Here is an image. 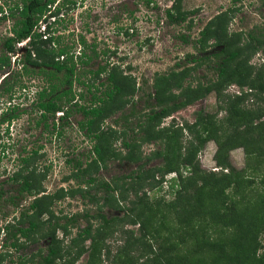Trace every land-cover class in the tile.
I'll return each instance as SVG.
<instances>
[{
  "label": "rangeland",
  "instance_id": "obj_1",
  "mask_svg": "<svg viewBox=\"0 0 264 264\" xmlns=\"http://www.w3.org/2000/svg\"><path fill=\"white\" fill-rule=\"evenodd\" d=\"M75 1L73 9H69L72 4L66 7V3L62 5L61 0H55L51 9L57 4L58 14L51 16L47 14L46 17L44 16L45 18L42 16L38 20V25L34 27L35 32L42 34L41 38L46 41L48 47L54 49L66 47L67 55L72 56L76 62L75 82L71 87L74 96L70 101H64L63 97L59 99L62 106L60 110L69 111L68 121L65 125L60 118H55L56 113L45 121L47 126L43 122L36 123L40 118V112L36 107L37 92L47 87V80L43 74L36 73V71H32L30 74L25 73L22 70V65L25 62L22 64L20 61L12 64L9 60V65L0 67V80L2 76L9 74L5 78V82L2 83L3 79L1 80V85H12L10 91H0V191L2 193L0 225L14 221L18 217L19 209L26 207L35 193L33 191L31 194L22 196V207L5 201L8 195L19 196L15 191L17 183H13L9 179L15 171L20 170L21 174L31 173L36 186L40 184L41 189H44L46 193L59 195L55 197L50 209L53 211L54 217H58L60 223H63L66 216L70 217L75 213L85 211L94 214L97 210V205L91 202L88 196H83L78 191L70 194V189H82L84 195L85 190H88L89 194L94 191L86 183L87 176L83 177L79 183L70 178V174L76 169L77 161H80L82 166L90 163L91 171L95 176L110 180L136 168L135 164L120 157L127 150L122 145L123 139L136 140L138 147L135 151L140 153L142 159H145V156L157 149H162L163 146L156 139L142 141L141 136H145L146 132L151 135L159 132L164 137L173 129L176 130V137L171 136L167 145L182 146L181 150L185 151L183 146L191 139L192 133L183 129L180 134L178 129L180 125L186 121L193 122L198 113L202 115L205 113L215 114L219 119L225 111L218 108L216 94L214 91H210L197 100L184 106L181 105L170 115L162 117L160 121L148 124L145 118L155 107L154 89L151 86L153 77L189 68V74L183 82L184 86L188 82L194 87L198 82L210 84L215 79V70L210 62L212 58L210 57L209 61L193 68L195 62L190 63L186 54L201 58L210 55L221 46L210 44L206 49L201 50L198 42L199 31L209 21H215L216 16L224 19L228 34L240 31L246 33L255 27H264V0H181V8L189 13L186 19L178 23L168 22L164 17L165 8L169 7L174 0H153L148 6L145 4V0ZM2 2L3 0H0V5ZM6 13L8 14V10L5 8L2 15ZM52 19H58L57 22L51 24V30L53 27L54 33L50 31V28L49 30L46 28L47 30L42 32L40 26L48 21L51 22ZM14 20L10 16L0 19V57L4 55L3 41L6 36L11 35ZM49 35L53 39L56 37L57 41L48 40ZM181 35L186 37L187 41H184ZM81 39L85 41V44L81 43ZM213 41L214 39H211L209 43H213ZM28 42V40H23L21 44L16 43V50L24 51L29 46ZM41 60L39 59V61ZM248 63L255 66V70H257L264 63V53L258 50L251 55ZM39 67H42V64ZM98 67H104V70L96 76L93 71ZM113 68L117 81L120 80L119 76H129L128 80L123 79L129 85L133 84L130 88L134 87V91L115 94L113 107L118 105L119 107L114 112L106 114L100 121L96 119L92 125L94 131L91 133L85 125L89 116L84 115L78 107L80 105L91 106L93 103L97 106L102 104L94 98L92 100L91 95L93 93L100 98H107L106 92L113 88L112 81L108 79L109 71H112ZM61 77L62 72L57 73V79L60 80ZM173 86L171 92L179 93V89ZM243 88L246 89L245 86ZM223 92L231 95L239 93L240 88L235 83H231L224 87ZM148 93L151 94L150 97H148ZM262 97L260 102L257 101L264 107V93ZM253 101L255 99L250 95L243 105L246 103L245 106L256 107V102L253 103ZM14 106L15 110L12 108ZM156 106L157 110L158 105ZM10 113H15L16 117L12 119L9 116ZM125 117H127L126 120ZM145 127L147 130H143ZM94 134H99L100 137L95 138ZM163 140L166 141V138L164 137ZM97 142L103 149L108 150L105 154L107 168L95 170L96 166L92 163L95 154L91 148ZM215 151L216 143L211 139L204 142L198 149L196 159L201 169L215 170L213 168L216 165ZM23 158H27L28 161L24 162ZM162 160H164L163 157L153 158L148 166L160 165L165 169ZM228 162L235 173L240 174L241 172L237 178L242 179V183L238 187L236 183H232L226 188L227 199L221 211L228 213L233 207L240 210L241 207L249 205L255 208L256 213L259 212L258 215L262 213L264 216V155H247L244 148L238 146L229 150ZM175 166L178 167L173 170L177 173L176 178H169L166 183L155 186L144 182L143 187L139 189L138 194L143 195L142 193L145 192V199L150 203L152 209L160 210L158 215L161 214V211L165 213L169 210L167 203L175 198L179 189L178 175L186 177L191 174L190 164L186 165L179 159ZM227 170L228 168L224 171ZM168 174L169 172H165L163 179ZM126 195L127 199L123 205H128L127 200L134 197L131 191L126 192ZM158 202L160 204L157 206ZM101 209L108 217L111 215L121 217L125 214L123 208L103 207ZM48 214H40L37 221H45L48 219ZM169 215L168 220L162 217L161 221L165 222L160 224L159 233H157L161 251L165 254L171 253L169 249L173 247L171 251L178 253L179 256L190 252L194 254L196 260L203 258L208 264L216 259V252L213 253L208 248L204 237L211 236V239L219 235L221 239L228 242L226 236L229 227L224 226L221 222L210 226L209 222L204 220L203 223H200L203 230L186 233L185 230H181L177 226L175 212L171 211ZM54 217L50 218L52 223ZM210 217L211 214L205 211L204 218ZM156 219L160 221L158 217L154 220ZM85 224L86 220L83 217H77L75 223L68 226L67 235L62 232V228L56 229L54 244H59L62 253L61 256L55 258L52 264H68V261H71V253L76 250L69 246L70 238ZM93 224L96 226L98 221H93ZM41 226L45 231L52 228L51 224L48 226L44 222ZM137 226V224L133 225L126 221H119L111 225L106 229L104 238L98 242L95 252L88 247L91 245L90 242L85 241L86 249L70 264H123L120 262L121 259L117 258L119 247L127 239V231L136 232ZM36 237L38 238L36 241H23L22 247L15 251L9 246L0 248L2 253L0 264H21L19 263L21 259L29 260L32 253L37 252L38 249H45L49 238L47 236L40 237L39 234ZM258 240L260 247L257 254L261 255L264 254V223L260 227ZM151 241L153 240L151 239ZM151 243L154 249L145 248L142 252L143 256L133 264H156L152 261V257L158 251V247L154 241ZM134 254L137 255V252L135 251ZM31 263L33 261L29 260L28 264ZM222 263L223 261H220L219 264ZM160 264L163 263L160 261Z\"/></svg>",
  "mask_w": 264,
  "mask_h": 264
},
{
  "label": "trees",
  "instance_id": "obj_2",
  "mask_svg": "<svg viewBox=\"0 0 264 264\" xmlns=\"http://www.w3.org/2000/svg\"><path fill=\"white\" fill-rule=\"evenodd\" d=\"M153 0H145V4L148 6ZM54 0H21L19 4L16 0L10 5H7L8 14L2 15L4 11L0 7V19H5L10 16L15 19L12 25V35L6 36L3 41V47L7 51H13L16 49V43L29 38V46L24 49L25 53L22 58V70L30 74L34 70V66L42 67L38 71L41 74L49 75L48 79L57 78V73L63 72L60 82L63 85H68L67 89H62L57 93V88L53 83H49L50 86L44 87L41 91L37 92L36 107L40 112V118L38 123H44L47 126L48 113L52 116L55 112L61 109L59 102L62 94L66 96V101H70L74 94L71 92L72 81L75 76V64L72 56H68V50L66 47H60L54 49L48 47L46 41L42 39V34L34 31V27L38 25V20L43 16H51L58 14L59 7L56 5L51 9ZM66 3V7L72 6L69 9H73L76 4L75 0H63L62 5ZM181 0H174L169 7L164 10V17L168 22L178 23L187 18L189 11L183 10L180 6ZM44 17V18H45ZM217 19L209 21L200 31L198 42L200 43V49L204 50L210 44L221 46L218 50L214 51L210 55H206L201 58H197L191 54H186L190 63L195 62L196 68L203 62H207L211 59L212 67L215 70V79L210 84H201L200 82L194 87L190 82L183 85L184 79L188 76L189 68H182L180 71H172L170 74H162L153 77L151 86L154 89V105L145 118L148 124L152 122L160 121L164 116L170 115L176 108L181 105L184 106L194 100L203 97L210 91H214L216 99L218 100V108L225 111L221 118H216L215 114L201 113L197 114L196 119L189 123L184 122L178 128L181 131L186 129L189 133H192L191 139L187 142L183 148L182 146L171 147L167 145L170 137H176V130H170L164 137L156 132L155 135L147 134L141 136L142 141H149L156 139L158 143L162 144V149H157L150 155L145 156L142 159L140 153H136L135 149L138 147L136 140L127 141L122 140V145L126 147V152L120 157L129 163L136 165V168L130 172L113 177L110 180H106L101 176H95L91 171V164L87 163L82 166L80 161L75 163V171L70 174V178L76 182H81L83 177H86V183H88L93 189V193L89 194L88 190H85V195L82 189H70V194L74 192H80L83 196H88L89 200L97 205V210L94 214H89L88 211L82 213H75L70 217L66 216V220L60 223L58 217H54L53 211L50 209L52 202L57 194H41L31 199L28 206H26L18 217L12 222H7L4 225H0V248L3 246H9L10 249L18 250L24 244L23 241H36L38 234L40 237L47 236L49 238L48 244L45 249H38L37 252L32 253V257L29 259L34 264H52L56 257L61 256V247L59 244H54L55 231L57 228H62V232L67 235L68 226L74 224L77 217H83L86 220V224L79 228L75 235L70 238L69 246L75 248V252L71 253L72 260L76 256L86 249L85 241L90 242V249L95 252L98 242L101 238H104L106 229L111 225L116 224L119 221H126L130 224H137L136 232L128 230V236L124 244L119 247L118 259L123 264L137 262V259L142 257V252L145 248H152V243L156 244L158 251L153 255L152 261L156 264H207L203 258L195 259L194 254L188 252L179 256L178 253H166L161 251V243H159L157 233H159L160 224L165 222L161 221L169 218L171 211L177 215V226L181 230H185L186 233H196L199 230H203L201 222L207 221L210 226L217 225L220 222L224 226H228V235L226 240L221 237L214 236L210 239L209 236H205L204 240L208 245V248L212 252H216V259L210 261L208 264H264V254L258 255L257 251L260 247L258 240V233L260 227L264 223V216L262 213L258 215L255 212L254 207L245 205L242 209L233 207L228 213L223 212L222 207L226 201V188L232 183H236L237 187L241 186L242 179L237 178L241 175L238 172H234L233 168L228 162L229 150L233 147L241 146L244 148L247 155L255 154L256 156L264 155V107L258 103L263 99L264 93V63L255 70V66L250 65L249 58L258 50L264 53V27L254 28L242 33L228 34L224 25V19L220 16H216ZM213 25V27H211ZM48 30H51V23H46ZM46 29V30H47ZM220 29V30H218ZM45 32V30L43 31ZM184 41L187 38L181 35ZM50 37L48 40H52ZM211 39H214L213 43H209ZM82 44H85L83 39L80 40ZM66 53V59L59 61L54 60L55 56ZM34 55V56H33ZM33 56V57H32ZM36 56V57H35ZM39 59L41 61H39ZM206 60V61H205ZM9 64L7 55L0 57V67ZM45 66H52L54 71H45ZM104 67H99L94 72L98 75L102 72ZM114 68L109 71L108 79L113 83V88L107 91V98H100L92 93L93 98L98 102H102L100 105H93L91 108L86 109L85 106H79L78 109L86 116H89L85 125L89 132L93 133V123L96 119L100 121L106 114L114 112L118 107L114 106L115 94H122L123 92H133L134 87H131L123 78L128 80L127 76H119L120 80H116ZM134 80V79H132ZM51 82V81H50ZM81 82V81H80ZM235 83L239 88V93L226 94L224 93V87L228 84ZM179 89V93L171 92V87ZM246 87L244 89L243 87ZM12 85L6 84L0 91H10ZM248 90V91H247ZM54 93V94H53ZM53 94V95H52ZM253 96L256 102V107L250 108L243 105L249 96ZM151 94L148 93V97ZM258 100V101H257ZM260 102V101H259ZM252 103V104H253ZM251 104V105H252ZM156 105L158 109L156 110ZM15 110V106L12 107ZM66 110V117L68 115ZM10 117L15 116V113H10ZM127 117H125V120ZM154 126V125H153ZM146 127L143 129L145 130ZM147 130V129H146ZM169 130V129H167ZM197 132V133H196ZM124 131L122 132V134ZM194 133V134H193ZM124 135V134H123ZM95 138L100 137L99 134H94ZM214 140L216 143V151L214 153V160L216 166L219 167L217 172L215 170L206 171L199 167V162L196 159V152L207 140ZM176 140V139H175ZM91 151L94 152L92 163L95 164V170L101 168H107L106 157L108 150L103 149L99 142L95 143ZM115 154V153H114ZM169 156V158H168ZM163 157L165 169L160 165L148 166L149 162L153 158ZM180 159L184 164H190L191 174L184 177L181 174L178 175L180 185L176 193L175 198L167 203L169 210L165 213L161 211L158 215V209L154 211L150 206V203L145 199V192L143 195H139V189L143 187L144 182L150 185L161 184L163 181V175L165 172L176 170V161ZM27 162V158L22 159ZM172 160V161H171ZM227 171H224L227 169ZM234 177H236L234 179ZM13 183H17L15 189L16 195H8L5 198L6 202H10L18 206L22 200V196L25 194L34 195L39 194L44 189H41V185H37L33 181L31 173L27 172L21 174L20 170L15 171L9 178ZM133 192L134 197L128 199V205H123L126 198V192ZM99 194V195H98ZM33 195V196H34ZM118 195V196H117ZM0 198L2 193L0 191ZM160 203H157V206ZM103 207H110L112 209H124L125 214L121 217L117 215L107 216L101 209ZM205 211L211 214L210 218H204ZM49 213L48 219L43 221L52 225L48 231L42 228L43 222L37 221L40 214ZM51 216L54 217L53 223L51 222ZM157 219L154 220L157 217ZM215 218V220H212ZM98 221V224L94 226L93 221ZM154 221V222H152ZM208 224V223H207ZM206 224V225H207ZM190 233V234H191ZM39 237V238H40ZM151 239L153 241H151ZM87 247V248H88ZM137 252V255L134 252ZM8 255L10 253H7ZM165 254V255H164ZM2 253L0 251V257ZM35 257H37L35 259ZM175 257V258H174ZM1 259V258H0ZM29 260L21 259L19 263L28 264ZM68 261V264L71 263ZM145 261V260H144ZM31 263V264H33Z\"/></svg>",
  "mask_w": 264,
  "mask_h": 264
},
{
  "label": "flooded vegetation",
  "instance_id": "obj_3",
  "mask_svg": "<svg viewBox=\"0 0 264 264\" xmlns=\"http://www.w3.org/2000/svg\"><path fill=\"white\" fill-rule=\"evenodd\" d=\"M63 0H61V2H62ZM13 1L11 0H3V2L1 3V5H0V7L3 9V10H5V8L7 9L8 8V6L7 5H10L11 3H12ZM17 2L20 4L21 3V0H17ZM54 2H55V0H54ZM59 2V1H58ZM4 4H6V5H4ZM57 5V4H56ZM59 12V11H58ZM56 20H58V19H52V21L50 22L51 24H54L55 23V21ZM57 22V21H56ZM12 29V28H11ZM52 29H54L53 27H52ZM53 33H54V31H52ZM11 35H12V31H11ZM10 36V35H9ZM52 40H56L57 41V39H56V37H54V39H52ZM3 50H4V54L5 55H7L8 56V59L10 60V62L12 63V64H14V63H17L18 61H20L21 63H22V58H23V55H24V53H25V50L24 51H19V49L18 50H13V51H7L6 49H4V47H3ZM64 55H65V57H64ZM15 59H16V62H15ZM64 59H66V53H64V54H62V55H58V56H55L54 57V60H59V61H62V60H64ZM10 64V63H9ZM9 64H6V65H9ZM44 67V66H43ZM40 68L41 67H39V66H34L33 67V71H36V73H39L38 71L40 70ZM99 68V67H98ZM97 68V69H98ZM44 70L45 71H54V68L52 67V66H45V68H44ZM96 70H94L93 71V74L95 75V72ZM102 72H99V74H101ZM41 74V73H40ZM44 75V78L47 80V86H50L49 85V83H53V84H55L56 86H58V88H57V93L58 92H61L62 91V89H67L68 88V85H66V83H64L63 85L61 84V82H60V80H61V78H60V80H58L57 78H51V79H48V77H49V75H45V74H43ZM64 75V73L62 72V76ZM7 76H9V74H5L4 76H2V78H1V80L3 79V81H2V83L3 82H5V78L7 77ZM97 76V75H96ZM57 79V80H56ZM1 80H0V85L2 84L1 83ZM51 81V82H50ZM73 82H75L74 80L72 81V83ZM81 83H84L83 81H81ZM93 86V85H92ZM62 87V88H61ZM72 87V86H71ZM94 87V86H93ZM1 88H3V86L1 85ZM54 94V93H53ZM52 94V95H53ZM64 98L63 100L64 101H66V96L64 95V94H62V96L60 97V98ZM91 99H92V95H91ZM98 102V101H97ZM8 103H10V102H8ZM37 103V102H36ZM94 105V103L91 105V106H87L86 107V109H89V108H91L92 106ZM58 111H61V110H58ZM57 111V112H58ZM39 112H41V111H39ZM82 112V111H81ZM56 113V112H55ZM54 113V114H55ZM53 114V115H54ZM14 117H16V116H13L12 117V119L14 118ZM48 117L49 118H52V114L51 113H48ZM68 115H67V117H66V109H65V111H61V113L59 114V115H56V119H59L60 118V120H62V123L65 125L66 124V121H68ZM11 119V120H12ZM37 123V122H36ZM41 194H49V193H46L45 192V190H43L42 192H40L39 194H36V195H34L33 196V198L32 199H34L36 196H40ZM22 201V200H21ZM21 201L19 202V204H18V206L17 207H22L23 205H22V203H21ZM30 202V201H29ZM29 202H28V204H29ZM28 204H27V206H28ZM25 207H23V208H21V209H19V212H18V216L20 215V212L24 209Z\"/></svg>",
  "mask_w": 264,
  "mask_h": 264
},
{
  "label": "built area",
  "instance_id": "obj_4",
  "mask_svg": "<svg viewBox=\"0 0 264 264\" xmlns=\"http://www.w3.org/2000/svg\"><path fill=\"white\" fill-rule=\"evenodd\" d=\"M45 27H46V23L40 26V28H42L40 30L43 32L46 29ZM23 40H26V41L28 40L29 41V38L27 37L26 39H23ZM23 40L17 42V44H21V42H23ZM60 113H61V111L56 112L57 115H59ZM213 168L215 170L218 169V167L216 165H214ZM176 177H177L176 171H171V172H169L168 175H165V178L163 179L162 183H166L167 179H169V178H176Z\"/></svg>",
  "mask_w": 264,
  "mask_h": 264
},
{
  "label": "clouds",
  "instance_id": "obj_5",
  "mask_svg": "<svg viewBox=\"0 0 264 264\" xmlns=\"http://www.w3.org/2000/svg\"><path fill=\"white\" fill-rule=\"evenodd\" d=\"M48 23H50V21H48ZM46 30V29H45Z\"/></svg>",
  "mask_w": 264,
  "mask_h": 264
}]
</instances>
